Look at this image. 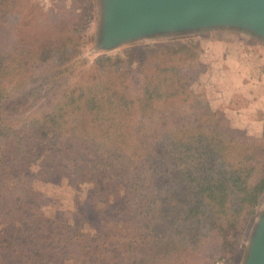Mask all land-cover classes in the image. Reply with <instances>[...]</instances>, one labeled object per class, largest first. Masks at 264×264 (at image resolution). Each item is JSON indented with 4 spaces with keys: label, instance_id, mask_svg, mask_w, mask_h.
<instances>
[{
    "label": "trees",
    "instance_id": "obj_1",
    "mask_svg": "<svg viewBox=\"0 0 264 264\" xmlns=\"http://www.w3.org/2000/svg\"><path fill=\"white\" fill-rule=\"evenodd\" d=\"M21 2L0 0V211L12 216L1 234L0 247L6 254H0V264H47L51 256L59 257L52 263L58 264L64 249L87 256V249L73 241L51 239L52 244H46L51 234L37 231L28 215L32 190L24 184L36 176L57 178L64 168L70 170L67 176L89 175L93 189L88 207L105 195L113 196L114 204L134 219L150 212L140 207H157L149 215L158 214L169 230L164 237L168 242L161 236L159 245L195 252L210 240L222 247L224 233L236 230L241 220L247 223L259 205L264 162L248 149L255 139L224 121L208 133L181 123L179 111L196 113L199 106L191 81L204 70L195 47L151 49L142 63L160 53L166 56L164 65H141V73L132 76L116 67L111 57L100 58L83 82L71 85L64 79L60 91L52 88L42 114L31 107L34 113L20 120L14 112L27 109L22 106L40 86L66 78L80 54L72 29L59 34L37 20L34 26L17 27ZM10 34L18 40L9 41ZM170 59L188 63L189 69L175 68ZM202 110L209 113L207 106ZM44 145L49 153L43 169L35 173L31 166ZM45 166L54 169L49 173ZM111 207L106 215H113ZM93 213L100 218L98 209ZM111 222L108 225L116 229ZM161 225L150 224L151 232L162 230ZM37 239L43 242L30 248Z\"/></svg>",
    "mask_w": 264,
    "mask_h": 264
},
{
    "label": "rangeland",
    "instance_id": "obj_2",
    "mask_svg": "<svg viewBox=\"0 0 264 264\" xmlns=\"http://www.w3.org/2000/svg\"><path fill=\"white\" fill-rule=\"evenodd\" d=\"M21 1V3H18L16 10L19 12V16H21V19L17 22V27L22 26V28L25 29L34 26L38 21L40 24L49 25L54 32L59 34H62L66 28L72 29V31L77 34L75 42L79 45L80 54L79 58H76L73 62L74 66L70 72L67 73L66 78H56L52 80L50 84L40 86L39 90L34 91V93L30 95V99H27V104L22 106V108L27 109L14 112V116H17L20 120L34 113V108L30 109L31 107H36V111L42 114L44 110L49 107L48 101L50 96L47 95V93H53L51 91L52 88L60 91L61 89L58 85L64 79H68L71 85H74L79 80L83 82L87 77L86 73H88V68L95 64L100 58L111 57L116 67H120L122 70L129 73V76H132V74L138 75L137 73H141L139 68L141 65L147 67L149 64L153 63L152 68H155L156 62L159 65H164L166 56H162L160 53H158V56L154 55V57H149L151 59L146 58V62L143 64L142 61L149 50H158L163 48V46L176 47L187 45L195 47L194 51L200 55L198 60L200 67L205 71L207 67L203 65L204 62L201 58L208 54V50L213 48L214 41L221 38H244L252 45L258 44L252 39L235 35L234 33H216L194 37L154 40L126 45L115 51L102 52L97 51L94 46L99 18V13L97 12V9H99L98 0ZM14 24H16V21ZM65 34L66 33L63 35ZM8 40L15 41L18 39L13 34H10ZM174 60L175 59H170L168 62H170L171 65H175V68L180 67L182 71L189 69L188 63L182 64ZM151 71L153 70H150V72ZM171 73L176 72L172 71ZM207 74L208 73H199V76L191 81L193 83L191 86V91L193 93L199 91L196 88L199 83L200 86L205 84V76ZM261 74L264 79L263 73ZM61 85L62 83L59 86ZM200 92L201 91H199V93ZM195 94L198 96V110L195 113L194 110L184 112L178 109L180 114L183 115L181 123H189L199 130L208 133L211 127L213 128L219 122L224 121L226 125H229L231 128L240 131L247 137L255 139V143L251 142L252 145H250L248 149L256 152L257 156L264 162L263 113H259L253 118V120L259 119L262 121L255 124L249 123L247 114L242 115L243 112L236 113L235 118H233V123H235V121H240V123L233 124L222 111L217 110L214 112L211 109L210 105L204 101L205 95L199 96L197 93ZM206 106L209 107V113L202 110ZM47 147V145L42 147L41 153L31 166L35 173L43 169L41 163L49 153ZM53 169L49 166H45V170H48L49 173L50 170L53 171ZM67 169L69 168L60 170L61 175L57 176V178H53L54 180L52 178L47 179L45 177L36 176L31 180L29 185L24 184L25 187L32 190L29 192L31 197L29 198L31 210L28 212V215L33 217L31 222L38 227L37 231H42L44 234H51L46 244L51 243V239L53 243L59 242V240L67 242L73 241L74 244H77L78 248L87 249L88 254L84 259L76 254L78 251L64 249L65 253L61 255V260L58 264H242L247 252L252 229L264 207L263 193L255 213L248 217L247 223L246 220H241V223H243L240 224L236 230L232 231L230 229L227 233H224L225 238L219 240V244L222 245V247L219 245H217V247L216 245L213 246L214 243H210V240H208L205 241L204 245L200 244V247H198L195 252H187L185 250L182 252L181 249L173 250L171 248H166L164 245H159L158 241L160 237L163 236L164 238L167 236L169 230H166L164 225H161L165 222L160 220L161 217L158 214L157 216L154 214L149 215L152 211L157 212V207L154 205L152 208L140 207L141 210L144 211L148 209L150 212H144L139 219L138 217L134 219V216L125 214L121 208L114 204L113 196L105 195L104 197L95 198L96 202L93 201L94 205L92 202V209V207H88L89 202L87 199L89 192L93 189L89 175L80 176L78 172H73V175L69 173V176H67V171H70ZM162 193L163 192L159 191V194ZM4 195L7 196L8 193ZM109 205H112L110 211L113 215L111 216L105 213V209ZM95 209L100 211V218L97 220L93 213ZM101 211L104 212L103 215ZM10 217L12 216L8 214V212L0 211V242L3 240L1 234L6 227L5 221L11 219ZM14 217L15 216H13V218ZM228 217L229 216L226 215L225 218ZM111 220L114 221L113 224L116 229L108 225L112 224ZM35 222H37V225ZM156 223L161 225L160 229L162 230L151 232L150 224L155 225ZM42 227L44 230H41ZM108 228L114 230L109 231L107 230ZM199 235L202 236V238H199L200 243L204 237V233L201 232ZM10 238L9 236L8 239L10 240ZM163 241L168 242V237L164 238ZM39 242L43 241L37 239L31 242L29 247L33 249L34 246L36 249V244ZM199 243H197L196 246ZM58 246L60 245L58 244ZM77 246L72 249H76ZM1 249L0 247V254H6V252ZM61 249L63 250V247ZM57 258L51 256L47 258V262L52 264Z\"/></svg>",
    "mask_w": 264,
    "mask_h": 264
},
{
    "label": "water",
    "instance_id": "obj_3",
    "mask_svg": "<svg viewBox=\"0 0 264 264\" xmlns=\"http://www.w3.org/2000/svg\"><path fill=\"white\" fill-rule=\"evenodd\" d=\"M95 49L161 39L231 34L264 47V0H98ZM242 264H264V207Z\"/></svg>",
    "mask_w": 264,
    "mask_h": 264
},
{
    "label": "crops",
    "instance_id": "obj_4",
    "mask_svg": "<svg viewBox=\"0 0 264 264\" xmlns=\"http://www.w3.org/2000/svg\"><path fill=\"white\" fill-rule=\"evenodd\" d=\"M201 60L207 67L203 73L208 74L204 85L197 83L201 92L195 93L205 95L211 109L222 111L232 123L239 112L247 114L250 124L262 122L253 118L259 113L264 116V47L244 38H221Z\"/></svg>",
    "mask_w": 264,
    "mask_h": 264
},
{
    "label": "built area",
    "instance_id": "obj_5",
    "mask_svg": "<svg viewBox=\"0 0 264 264\" xmlns=\"http://www.w3.org/2000/svg\"><path fill=\"white\" fill-rule=\"evenodd\" d=\"M263 75H264V72H263Z\"/></svg>",
    "mask_w": 264,
    "mask_h": 264
}]
</instances>
